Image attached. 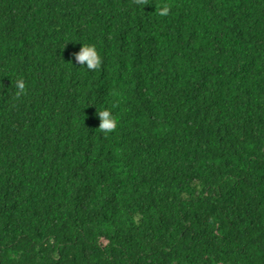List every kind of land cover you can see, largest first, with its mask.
<instances>
[{"label": "clouds", "instance_id": "9594fccd", "mask_svg": "<svg viewBox=\"0 0 264 264\" xmlns=\"http://www.w3.org/2000/svg\"><path fill=\"white\" fill-rule=\"evenodd\" d=\"M133 3L137 5H147L149 4V0H133ZM171 11V7L169 4L164 3L163 5H156V12L159 16L164 17L167 16ZM75 60L81 66H87L89 71H95L101 68L102 57L95 44L83 43L80 50L74 53ZM14 99L19 101L23 96L27 95V87L23 78H18L14 85ZM116 105L114 104L113 107ZM98 116L100 119V123L98 129L100 132L105 135L116 131L118 127V119L113 114L110 108H104L103 110H98Z\"/></svg>", "mask_w": 264, "mask_h": 264}]
</instances>
